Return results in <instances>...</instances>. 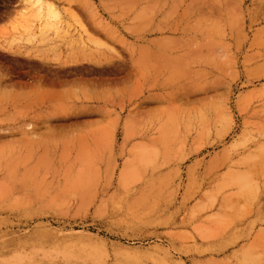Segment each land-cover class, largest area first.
I'll return each mask as SVG.
<instances>
[{"label":"rangeland","instance_id":"obj_1","mask_svg":"<svg viewBox=\"0 0 264 264\" xmlns=\"http://www.w3.org/2000/svg\"><path fill=\"white\" fill-rule=\"evenodd\" d=\"M0 264H264V0H0Z\"/></svg>","mask_w":264,"mask_h":264},{"label":"bare ground","instance_id":"obj_2","mask_svg":"<svg viewBox=\"0 0 264 264\" xmlns=\"http://www.w3.org/2000/svg\"><path fill=\"white\" fill-rule=\"evenodd\" d=\"M28 3H29V1H28ZM42 3H43V1H42V2L40 1V2L37 3L38 5H40V6H39V7H40V10H42V9L45 8V6H44ZM32 4H33V3H32ZM35 5H36V4H35ZM26 6H27V5H26ZM51 6H52V5H51ZM52 8H53V9H52ZM52 8H51V11L53 10L52 13H54L57 9H55L54 6H53ZM26 9L28 10V8H26ZM54 10H55V11H54ZM49 11H50V10H49ZM57 12H58V11H57Z\"/></svg>","mask_w":264,"mask_h":264}]
</instances>
